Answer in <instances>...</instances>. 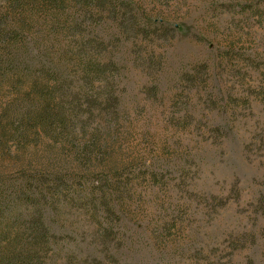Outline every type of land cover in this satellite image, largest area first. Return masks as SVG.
Wrapping results in <instances>:
<instances>
[{
    "label": "rangeland",
    "instance_id": "obj_1",
    "mask_svg": "<svg viewBox=\"0 0 264 264\" xmlns=\"http://www.w3.org/2000/svg\"><path fill=\"white\" fill-rule=\"evenodd\" d=\"M8 1L0 0V12ZM126 1L109 0L101 16L93 10L91 24L82 26L97 37L98 51L121 60L109 82L121 113L107 136L109 153L100 165L92 160L89 173L59 153L63 139L40 135L0 149L8 151L0 154V178L14 183L56 159L62 167L55 168L80 170L89 184L105 176L121 180L115 202L123 209L121 228L133 239L121 247L94 240L103 213H88L75 195L60 218L77 232L64 237L63 252L70 251L57 264L108 256L110 264H264V0ZM113 14L127 28L121 31ZM48 27L34 25L27 40L39 42ZM75 42L61 33L47 52L36 55L31 47L29 59L70 56ZM74 61L67 63L71 78L79 74ZM16 159L23 165L15 167ZM74 186L60 193L66 205ZM12 203L10 196L0 199V254L8 245L1 236L11 244L27 241L28 212L13 213ZM18 222L20 234L9 229Z\"/></svg>",
    "mask_w": 264,
    "mask_h": 264
},
{
    "label": "trees",
    "instance_id": "obj_2",
    "mask_svg": "<svg viewBox=\"0 0 264 264\" xmlns=\"http://www.w3.org/2000/svg\"><path fill=\"white\" fill-rule=\"evenodd\" d=\"M108 2L109 0L8 1L6 10L0 12V99L10 95L8 100L0 103V149L6 148L10 142L22 147L21 142L37 141L40 135L48 137L54 133L55 136L51 139L64 141L59 140L62 144L59 153L72 156L84 171L90 173L87 169L89 163L92 165V160H97V165L101 164L102 161H99L109 153L107 136L114 135L121 115L116 108L118 100L114 97V84L109 83L114 81V74L119 73L120 66L117 65L121 60L120 56L115 60L116 56L98 51L100 44L96 41L97 37L90 35L82 26L91 24L93 10L101 16L106 9L102 6ZM128 3L130 2L123 0L122 5ZM52 8L53 13H48ZM121 10L123 12L124 8ZM40 11L45 15L43 18L38 16ZM113 16L115 25L121 31L127 28L123 25L124 20H120L116 14ZM42 22L49 27L41 40L37 38L40 39V36H36L39 42L32 45L25 33ZM61 33L64 38L75 37L76 42L69 46L70 56L54 54L52 58L29 59L31 47L37 51L36 55H40L41 51L47 52L48 42L54 43ZM73 60L79 67V74L71 78L67 63H72ZM73 82L78 86L70 91ZM7 153L8 151H0L4 156ZM14 162L15 167L23 165L17 163V159ZM41 163L36 174L23 173L14 183L8 184L0 178V199L7 201L10 196L13 200L11 209L15 210L13 213H22L24 209L28 212L24 218L27 219V241L11 244L10 239L1 236L8 245L0 254V264H39L40 261L41 264H57L58 260L63 259L64 254L70 251L63 252L64 237L73 238L77 231L66 229L70 227H66L65 221L61 220L60 209L65 212L73 207L75 203L71 204V200H74L75 195L88 213L90 210L96 216L103 213L101 221H97L100 232L97 229L94 231V240L102 239L104 243L109 240L121 247L128 239H133L121 228L124 218L120 211L123 212V209L121 204L115 202L116 190L120 189L119 185L122 183L120 179L114 183L105 176L106 178H98L96 184H89L90 178L80 170L68 172L55 168L62 167L56 159ZM120 168L124 170L127 166L117 167L115 171ZM20 171H27V168L22 167ZM70 184L75 186L69 193L68 206L61 199L60 193L70 188ZM22 227L23 224L20 226L18 222L9 229L20 234ZM169 229L170 226L167 230ZM61 239V242L57 241ZM111 257L96 263L84 260L87 264H110L113 261Z\"/></svg>",
    "mask_w": 264,
    "mask_h": 264
}]
</instances>
